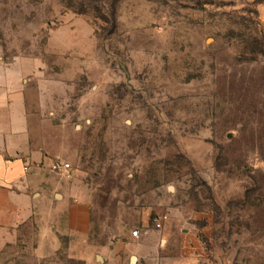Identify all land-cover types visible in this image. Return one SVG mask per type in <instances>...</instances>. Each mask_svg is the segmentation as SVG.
Instances as JSON below:
<instances>
[{
	"label": "rangeland",
	"instance_id": "rangeland-1",
	"mask_svg": "<svg viewBox=\"0 0 264 264\" xmlns=\"http://www.w3.org/2000/svg\"><path fill=\"white\" fill-rule=\"evenodd\" d=\"M13 60L38 62L41 138L91 228L46 255L31 230L0 264L141 240L152 264H264V0H0Z\"/></svg>",
	"mask_w": 264,
	"mask_h": 264
},
{
	"label": "crops",
	"instance_id": "crops-1",
	"mask_svg": "<svg viewBox=\"0 0 264 264\" xmlns=\"http://www.w3.org/2000/svg\"><path fill=\"white\" fill-rule=\"evenodd\" d=\"M38 68L37 61L0 62V250L34 230L38 238L36 252L46 255L59 249L62 237L89 233L91 208L86 198L76 195L64 179L53 174L65 176L68 170L49 168L53 158L41 138L45 130H41L37 112L41 102L38 87L37 97H33ZM148 243L130 241L125 246L111 247L108 253L114 260L103 257V263L152 264L153 260L144 258ZM119 248L126 251L116 257ZM130 252L136 255L127 259ZM91 257L88 251L82 256L89 264Z\"/></svg>",
	"mask_w": 264,
	"mask_h": 264
},
{
	"label": "built area",
	"instance_id": "built-area-1",
	"mask_svg": "<svg viewBox=\"0 0 264 264\" xmlns=\"http://www.w3.org/2000/svg\"><path fill=\"white\" fill-rule=\"evenodd\" d=\"M70 167V164L67 162H63V161H57V160H52L51 163V169H53L54 171H65L68 170ZM28 167L25 166V169H27ZM158 226H161V224L159 223ZM133 235L135 237H139L140 236V231L138 229L133 231Z\"/></svg>",
	"mask_w": 264,
	"mask_h": 264
},
{
	"label": "water",
	"instance_id": "water-1",
	"mask_svg": "<svg viewBox=\"0 0 264 264\" xmlns=\"http://www.w3.org/2000/svg\"><path fill=\"white\" fill-rule=\"evenodd\" d=\"M133 259H135V258H133Z\"/></svg>",
	"mask_w": 264,
	"mask_h": 264
}]
</instances>
